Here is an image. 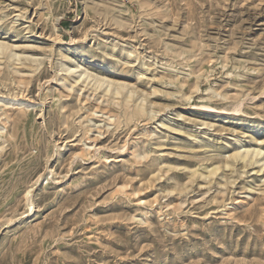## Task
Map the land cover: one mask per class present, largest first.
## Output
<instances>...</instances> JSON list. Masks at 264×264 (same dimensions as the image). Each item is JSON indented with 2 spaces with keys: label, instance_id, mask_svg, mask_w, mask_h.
I'll return each instance as SVG.
<instances>
[{
  "label": "rangeland",
  "instance_id": "374dc122",
  "mask_svg": "<svg viewBox=\"0 0 264 264\" xmlns=\"http://www.w3.org/2000/svg\"><path fill=\"white\" fill-rule=\"evenodd\" d=\"M0 264H264V0H0Z\"/></svg>",
  "mask_w": 264,
  "mask_h": 264
},
{
  "label": "bare ground",
  "instance_id": "6f19581e",
  "mask_svg": "<svg viewBox=\"0 0 264 264\" xmlns=\"http://www.w3.org/2000/svg\"><path fill=\"white\" fill-rule=\"evenodd\" d=\"M115 43H116V42H115ZM67 68H68V67H67ZM68 69H69V68H68ZM79 69H80V68H79ZM84 70H85V69H84ZM69 71H70V70H69ZM69 71H68V72H69ZM78 78H79V77H78ZM86 79H87V78H86ZM90 80H91V79H90ZM96 80H97V79H96ZM105 80H106V79H105ZM107 82H108V81H107ZM97 83H98V82H97ZM97 83H96V84H97ZM115 84H116V83H115ZM113 85H114V84H113ZM120 85H121V83H120ZM120 85H119V86H120ZM98 86H99V85H98ZM101 86H102V85H101ZM108 86H109V85H108ZM119 86H118V87H119ZM109 87H111V86H109ZM108 89H109V88H108ZM115 89H116V88H115ZM115 89H114V90H115ZM117 89H118V88H117ZM122 90H123V89H122ZM260 150H261V149H260ZM262 159H263V158H262ZM216 168H217V167H216ZM214 169H215V168H214Z\"/></svg>",
  "mask_w": 264,
  "mask_h": 264
}]
</instances>
